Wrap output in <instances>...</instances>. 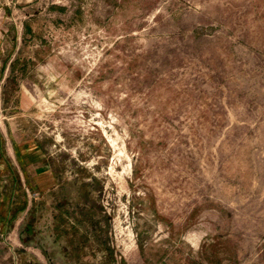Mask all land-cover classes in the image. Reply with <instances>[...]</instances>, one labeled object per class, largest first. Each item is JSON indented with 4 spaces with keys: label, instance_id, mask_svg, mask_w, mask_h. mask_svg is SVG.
<instances>
[{
    "label": "rangeland",
    "instance_id": "obj_1",
    "mask_svg": "<svg viewBox=\"0 0 264 264\" xmlns=\"http://www.w3.org/2000/svg\"><path fill=\"white\" fill-rule=\"evenodd\" d=\"M0 24V264H264V0Z\"/></svg>",
    "mask_w": 264,
    "mask_h": 264
},
{
    "label": "crops",
    "instance_id": "obj_2",
    "mask_svg": "<svg viewBox=\"0 0 264 264\" xmlns=\"http://www.w3.org/2000/svg\"><path fill=\"white\" fill-rule=\"evenodd\" d=\"M1 25V24H0ZM7 35H2V34H0V49H1V44L3 43H5V42H7V41H9V39H8V37H6ZM1 52H2V50H0V84H1V82L4 80V78H5V73H4V71H5V67H4V65L3 64H1V58H2V54H1ZM5 129H7V127H6V125H5ZM35 151V150H34ZM34 151H32V153H28V154H30L29 156H35L37 153L36 152H34ZM16 152H17V157H18V159H19V161L22 159L21 157V155L19 154V151L18 150H16ZM10 157H11V155H10ZM14 158V157H13ZM12 159V158H11ZM13 160V159H12Z\"/></svg>",
    "mask_w": 264,
    "mask_h": 264
}]
</instances>
